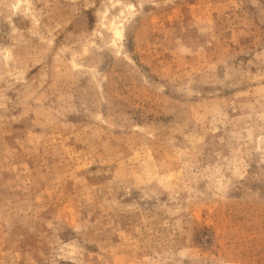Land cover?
I'll list each match as a JSON object with an SVG mask.
<instances>
[{
  "label": "rangeland",
  "instance_id": "1",
  "mask_svg": "<svg viewBox=\"0 0 264 264\" xmlns=\"http://www.w3.org/2000/svg\"><path fill=\"white\" fill-rule=\"evenodd\" d=\"M0 264H264V0H0Z\"/></svg>",
  "mask_w": 264,
  "mask_h": 264
}]
</instances>
